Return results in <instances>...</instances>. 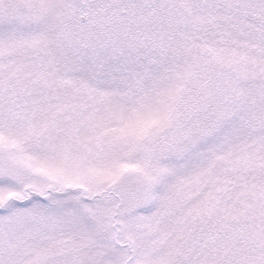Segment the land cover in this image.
<instances>
[{
    "label": "snow or ice",
    "instance_id": "6c2138e0",
    "mask_svg": "<svg viewBox=\"0 0 264 264\" xmlns=\"http://www.w3.org/2000/svg\"><path fill=\"white\" fill-rule=\"evenodd\" d=\"M0 264H264V0H0Z\"/></svg>",
    "mask_w": 264,
    "mask_h": 264
}]
</instances>
